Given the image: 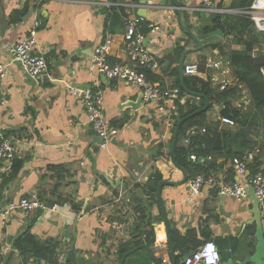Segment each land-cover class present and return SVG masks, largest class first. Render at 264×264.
Returning a JSON list of instances; mask_svg holds the SVG:
<instances>
[{
  "label": "crops",
  "instance_id": "1",
  "mask_svg": "<svg viewBox=\"0 0 264 264\" xmlns=\"http://www.w3.org/2000/svg\"><path fill=\"white\" fill-rule=\"evenodd\" d=\"M25 1L0 0V60L9 63L7 48L28 35L37 22L36 10H41L36 50L45 57L47 75L36 83L13 63L8 66L7 76L0 80V102H6L0 105V135L12 140L16 152L3 179L0 211L21 199H38L40 193L42 200L38 199L39 202L43 205L52 202L56 209L42 212L30 231L41 242H59V262L65 264L73 259L74 264H118L112 251L119 241L128 238L129 227L137 215L132 202L142 195L134 185H145L154 173L169 183H180L184 176L169 155L173 121L157 119L152 108L141 102L137 88L123 81L90 79L87 65L94 49L111 37L114 43L110 48V60H124L125 21L143 17L146 27L160 28L152 33L147 27L145 38L148 37V41L144 46L159 62L154 75L164 80V85H169L174 79L169 75L172 68L168 66L167 54L177 45L196 48L195 42L191 38L188 41L181 29V26L187 28L183 14L191 26L188 30L202 46L199 52L188 55L189 63L205 56L222 58L218 50L206 48L208 45L225 43L229 50L236 51L243 48L234 44L232 37L224 38L220 32L207 36L198 32L208 26L211 19V16L188 10L199 6L200 0H110L113 5L110 9L116 14L124 12L126 17L115 16L109 22L107 12L110 9L100 13L98 8L86 3L89 0H28L31 8L27 14L12 23L14 11L20 10ZM231 2L222 0L221 7L230 8ZM175 6L187 10L174 11ZM246 38L251 37L248 34ZM258 52L264 53V45L256 47L255 53ZM87 85L101 95L104 119L117 131L103 147L88 124L84 108L69 92L72 86L85 89ZM216 117H210L211 121ZM182 141L178 138L177 145L184 146ZM252 156L249 162L255 161L259 170L264 171V151ZM249 164L250 178L253 175ZM59 165L64 166L65 172L64 179L57 182L56 173L50 168ZM213 176L218 184L244 182V178L234 175L230 160ZM186 195V184L166 186L161 191L169 236L170 230H174L178 236L186 238L183 247L190 252L213 241L220 252L219 264H253L251 257L260 242L264 244V233L259 241L253 222L252 200L248 197L237 201L219 196L213 186L203 187L192 203L186 201ZM58 197L65 202L59 205ZM143 200L150 202L148 215L154 239L149 249L158 264H171V250L174 257L177 252L166 234L159 203L152 204L145 196ZM124 207L121 213L125 218H117L118 211ZM72 208H80L78 214ZM32 216V213L14 210L4 225L0 216V264H44L25 262L13 246ZM64 231L75 233L65 245ZM186 257L182 255L183 262ZM125 264L155 263L145 251H139ZM258 264H264V254L259 257Z\"/></svg>",
  "mask_w": 264,
  "mask_h": 264
},
{
  "label": "trees",
  "instance_id": "2",
  "mask_svg": "<svg viewBox=\"0 0 264 264\" xmlns=\"http://www.w3.org/2000/svg\"><path fill=\"white\" fill-rule=\"evenodd\" d=\"M252 2L253 0H232L230 8L244 9L249 7ZM218 5L220 7L222 6V0L218 2ZM30 8L31 6L28 0H26L20 10L14 11V17L11 22L16 23L20 21ZM107 13L108 22L115 16L119 17L120 15L122 17V15H124V18L126 17L124 12L123 14L117 13V15L112 9ZM182 17L184 22H186L185 25L187 29L190 30L191 26L188 25L184 14ZM210 18V24L208 26L198 29V32L201 35L207 36L215 32H220L224 38L232 37L233 43L240 45L243 48L241 51L229 50L225 43L212 44L206 47L211 48L212 50H218L220 57L226 59L232 86L226 88L224 91H218L217 89L212 88L208 82H205L200 78L184 76L182 87L178 72V62L185 47L179 45H177L174 50L166 56V59H170L168 60V66L172 68L169 75L174 79L169 85L172 87H179L183 93L191 97L204 96L209 103L207 113L216 106L219 109L218 118H231L237 124V127L235 129L225 127L219 129V121H211L207 113L199 114L182 124L178 137L179 141L188 137L187 133L189 131H194L195 134L189 137L188 145H177L174 155L177 166L182 168L188 174V178L190 179L196 175H214L218 173L223 168L225 162L229 160H244L248 155H260L262 151H264V144H259L254 138L256 136V129L258 127H264V77L261 74V69L264 67V53H255L256 47H260L261 45L255 40L254 36L249 31L252 22L246 17L233 15L211 16ZM140 32L146 35L148 32L147 27L143 25ZM248 34L251 38H246V35ZM188 41H191L190 37H188ZM199 59L201 62L204 61V57H200ZM146 76L150 82L164 85V80L158 76L151 73H147ZM240 89H245L249 99L248 104L241 110L235 108L233 105L234 101L238 100L237 93ZM203 105V100L199 98L196 105L186 109H180L179 116L173 123V134L179 120L194 113L202 108ZM247 109L249 111H246ZM202 129L205 130L204 133H201ZM251 136H253L255 140L251 139ZM172 138L169 141L170 145L172 143ZM191 155L196 157V161L192 162L190 160ZM219 160L223 161L218 164ZM254 162L249 164L252 175L260 171L259 164ZM50 170L56 173L55 178H57V182H59L58 180L61 178L64 179V166H52ZM230 176H232V174ZM161 181V176L154 173L152 179H148L145 185H134L135 189L141 190L142 195H139L138 198H135L132 202V204L134 203L136 205L133 209H135L137 215L134 217L133 223L129 227L128 238L119 241L117 247L112 251L114 257L117 258L118 264L122 255L130 249L141 244H145L148 248L152 247L154 239L153 228L150 226L151 218H149L148 215L150 202H145L143 197H148L152 204H157L156 190ZM55 190H57V187ZM113 195L117 197L116 191L113 192ZM38 199L40 201L42 200L40 193L38 194ZM63 202H65V200L58 197L57 203L60 205ZM104 203L110 202L105 201ZM52 205V202H44V206H48V208ZM123 209L126 208L124 207L118 211L117 218H125V214L121 213V210ZM72 210L75 214H78L80 208H72ZM31 213L33 216L31 217V222L26 230L14 240L13 246L15 250L22 256L25 262L30 260L35 263L63 264L58 260V241L48 240L41 242L32 235L30 231L31 226L42 212L37 210L36 212H30L29 214ZM169 237L174 252H177V255L175 256L176 264H184L182 255L189 256L194 253L183 247L187 239L178 236L174 230H170ZM73 262L74 260L70 259L65 264H74Z\"/></svg>",
  "mask_w": 264,
  "mask_h": 264
},
{
  "label": "built area",
  "instance_id": "3",
  "mask_svg": "<svg viewBox=\"0 0 264 264\" xmlns=\"http://www.w3.org/2000/svg\"><path fill=\"white\" fill-rule=\"evenodd\" d=\"M93 8L110 9L112 3L110 0H89L86 2ZM174 11L183 12L184 8L175 6ZM191 12H197L208 16H243L248 18L255 28L264 34V0H253L251 5L244 9L224 8L218 5L217 0H200L199 6L190 7ZM40 23H34L33 28L28 35L19 42L7 48L9 63H3L0 60V80L7 76V69L10 64H18L23 73L32 81L38 83L42 76L47 75V63L43 54L36 50L37 29ZM146 21L143 17L128 19L125 21V33L123 35L122 50L125 56L124 60L111 61L110 48L114 43L113 38L108 37L103 43L99 44L93 51L92 57L87 65V76L92 80L104 77L108 80L123 81L131 87L137 88L142 94V103L149 106L154 111V116L159 120L166 122H175L179 116L180 109H186L197 104L198 97H191L181 91L179 87L170 85H161L152 83L147 79L146 74H155L159 69V62L155 55L144 46L145 36L138 32ZM153 33L160 30L158 26L147 25ZM217 55V54H216ZM223 58L205 56L204 61L183 64V75L200 78L208 82L212 88L218 91H224L232 86L228 63ZM264 77V67L261 69ZM70 94L76 98L79 104L84 108L87 115L88 124L91 130L101 139L102 147L105 146L111 137L117 134V131L109 127L103 116V100L100 94L95 93L91 88L80 89L70 87ZM238 100L234 101V107L241 110L248 102V94L245 89H240L237 93ZM6 102H0L4 105ZM213 121H219V129L232 128L236 123L231 118L220 117L213 118ZM205 130L202 129L201 133ZM188 137L183 139L184 146L189 144V137L194 135V131H189ZM15 150L12 140L0 135V193L3 179L8 172V167L15 158ZM248 155L244 160L233 159V173L237 178H244V182L236 180L231 183H217L213 175H196L187 181L186 201L192 203L196 196L205 186L216 187L218 195L222 197L233 198L237 201L248 198L247 186H252L255 197L259 204L260 220L264 228V172L259 171L249 178L247 165L252 161V156ZM190 160L196 161V157L191 155ZM250 161V162H249ZM249 178V179H247ZM55 210L56 206L48 208L41 204L37 198L21 199L17 204H12L6 210L0 211L2 224L14 210L22 213H30L37 210L45 212ZM204 246V245H203ZM184 259V264H219V258L209 254L208 260H204V247Z\"/></svg>",
  "mask_w": 264,
  "mask_h": 264
},
{
  "label": "water",
  "instance_id": "4",
  "mask_svg": "<svg viewBox=\"0 0 264 264\" xmlns=\"http://www.w3.org/2000/svg\"><path fill=\"white\" fill-rule=\"evenodd\" d=\"M98 11L100 13L103 12V9L102 8H99ZM42 11L41 10H36V21H39V18H40V15H41ZM139 15V14H138ZM181 29L185 32V34L190 37L196 44V48L195 49H185L180 57H179V62H178V72H179V77H180V82H181V86L183 87V64H184V60H185V57L188 56L189 54L191 53H196V52H199L201 50V43L190 33V31L181 26ZM249 31L250 33L254 36L255 40L261 44V45H264V34H262L261 32H259L255 26L253 24L250 25L249 27ZM148 41V37L145 38V41H144V45H146V42ZM102 79L104 80H108L104 77H101ZM87 88H90L89 85L86 86ZM198 98L202 99L203 102H204V105L202 108L198 109L197 111H195L194 113L188 115L187 117L179 120L176 124V127H175V131H174V134H173V138H172V144H171V148H170V157H171V161L173 163V165L179 170L182 172L184 178L183 180L180 182V183H169V182H166V181H162L158 184L157 186V190H156V199L159 203V208L161 210V215H162V218H163V223H164V226H165V230H166V234L167 236L169 237V231H168V223H167V220H166V216H165V213H164V210H163V207L161 205V191L164 187L166 186H170V187H178V186H181V185H184L187 183L188 181V175L187 173L182 169V168H179L176 164V160H175V155H174V152H175V148H176V145H177V140H178V137H179V133H180V128L182 126L183 123H185L187 120L199 115V114H202V113H207L208 109H209V103L208 101L205 99L204 96H197ZM140 98H141V102H142V94L140 93ZM99 138V137H97ZM101 139L99 138V143L101 144ZM247 192H248V197L252 200V209H253V222L255 223L256 227H257V237L259 238V241H261V237H262V234L264 233V228L262 227V224H261V220H260V211H259V204H258V201L255 197V194H254V190L252 188V186H247ZM84 211V209H83ZM82 211V212H83ZM70 237H75V233L73 232H69V231H64L63 233V245H65L67 243V241H69ZM71 246H73V242L71 241ZM171 247V245H170ZM139 251H145L146 254L150 257V259L155 263V264H158L155 257L153 256L151 250L145 245V244H141L139 246H136L132 249H130L129 251H127L126 253H124L122 255V258L119 262V264H125L126 260L132 256L134 253L136 252H139ZM70 254V252L67 253V257L66 259L68 258V255ZM264 254V244L262 242H260V244L256 247V252L255 254L251 257V260H252V263L253 264H258V260H259V257L262 256ZM65 259V260H66ZM171 259H172V263L171 264H175V257L173 256V252L171 250Z\"/></svg>",
  "mask_w": 264,
  "mask_h": 264
},
{
  "label": "rangeland",
  "instance_id": "5",
  "mask_svg": "<svg viewBox=\"0 0 264 264\" xmlns=\"http://www.w3.org/2000/svg\"><path fill=\"white\" fill-rule=\"evenodd\" d=\"M200 58V57H199ZM199 60V59H198ZM197 60V61H198ZM196 61V62H197ZM184 63H189V56L188 57H186V59H185V61H184ZM250 108V107H249ZM248 108V109H249ZM246 110V111H249V110ZM218 112H219V109L216 107V106H214L208 113H207V115H208V117L210 118V117H216V116H218ZM237 127V124L236 125H234L231 129H235ZM256 140H257V142L259 143V144H261V145H263L264 144V127H258L257 129H256V136L254 137ZM253 138V136H251V139H253V140H255ZM253 142V141H252Z\"/></svg>",
  "mask_w": 264,
  "mask_h": 264
},
{
  "label": "clouds",
  "instance_id": "6",
  "mask_svg": "<svg viewBox=\"0 0 264 264\" xmlns=\"http://www.w3.org/2000/svg\"><path fill=\"white\" fill-rule=\"evenodd\" d=\"M203 245H202L204 247L203 248V251H204V257L203 258H204L205 262L208 260L209 254H211L212 256L216 255L220 260L219 249L213 241H208V242L204 243Z\"/></svg>",
  "mask_w": 264,
  "mask_h": 264
}]
</instances>
